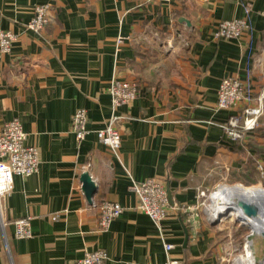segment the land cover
Segmentation results:
<instances>
[{
  "label": "crops",
  "instance_id": "obj_1",
  "mask_svg": "<svg viewBox=\"0 0 264 264\" xmlns=\"http://www.w3.org/2000/svg\"><path fill=\"white\" fill-rule=\"evenodd\" d=\"M246 1L251 48L248 37L215 39L219 21L243 16ZM45 3L52 20L35 33L26 23ZM2 30L17 38L0 52V130L19 118L40 165L16 175L0 198V264H68L100 248L104 264H162L167 242L178 264H227L245 224L211 219L205 196L220 184L264 187V137L257 129L238 139L226 132L237 110L217 108L218 90L224 77H244L251 54L255 92L264 91V0H0ZM116 77L138 82L137 98L117 109L118 156L96 135L112 115ZM78 108L88 111L82 141L72 130ZM84 171L96 184L90 198ZM151 177L171 196L160 226L136 209L130 190ZM104 200L124 206L106 229L97 206ZM27 216L31 236L18 238L15 220Z\"/></svg>",
  "mask_w": 264,
  "mask_h": 264
},
{
  "label": "built area",
  "instance_id": "obj_2",
  "mask_svg": "<svg viewBox=\"0 0 264 264\" xmlns=\"http://www.w3.org/2000/svg\"><path fill=\"white\" fill-rule=\"evenodd\" d=\"M243 8V16L219 21L213 32L215 39L248 37L251 48L254 35L251 3L244 2ZM51 9L49 3L35 5L32 10L33 15L26 23V28L35 33L42 32L52 20ZM16 38V33L11 30L0 31V52H10ZM123 41L124 37L119 36L117 46L119 47ZM108 92L111 95L112 115L104 128L96 130V135L99 142L109 147L118 156L122 143V133L119 128L122 116L117 113V109L122 105L130 104L137 98L138 82L116 77L110 83ZM217 108L237 110V113L232 115L224 125L226 132L234 139L241 138L244 133L259 126V118L264 114V91L259 94L255 92L251 54L244 77L227 76L221 80ZM87 124V109L78 108L72 117V130L78 141L84 140L90 132ZM27 138L28 134L19 118L7 121L0 130V198L13 189L16 175L28 177L39 170L40 150L36 145L27 143ZM259 170L264 177V166L260 165ZM130 190L137 197L136 209L147 214L160 226L170 209V199L165 184L158 178L151 177L141 182L134 180L130 185ZM202 193L205 195V192L202 191ZM97 206L100 212V225L104 229L109 228L112 221L124 211V206L113 200H104ZM30 219L27 216L15 220V234L18 238L31 236ZM4 226L0 206V227L4 230ZM3 235L6 248L10 253L5 231ZM173 247V244L165 243L167 258L162 264L179 263L171 256L170 252ZM107 258V251L100 248L88 251L83 257L68 264H104Z\"/></svg>",
  "mask_w": 264,
  "mask_h": 264
},
{
  "label": "bare ground",
  "instance_id": "obj_3",
  "mask_svg": "<svg viewBox=\"0 0 264 264\" xmlns=\"http://www.w3.org/2000/svg\"><path fill=\"white\" fill-rule=\"evenodd\" d=\"M216 189V191H215ZM211 194L212 203L208 206V214L213 220H220L224 216L229 218V216L238 217L242 221L251 222L256 228L255 230L258 233H262V228L264 230V226H260V223L253 217L246 215L243 209L238 205V201L242 198H245L250 203L256 205L258 208H264V198L262 199H254L249 196L243 195L240 192V189L234 190V188L230 187L229 184H220L217 188H215ZM252 189H261L263 188L259 186H254ZM261 235V234H258ZM255 238L252 240H248L245 243V251L244 253L238 255L234 259V264H264V259L256 261L255 258L259 255L256 249ZM260 247V249H262Z\"/></svg>",
  "mask_w": 264,
  "mask_h": 264
},
{
  "label": "water",
  "instance_id": "obj_4",
  "mask_svg": "<svg viewBox=\"0 0 264 264\" xmlns=\"http://www.w3.org/2000/svg\"><path fill=\"white\" fill-rule=\"evenodd\" d=\"M81 180L83 182V190L87 194V196L90 198L93 196L94 192L96 191V184L94 179L92 178L91 174L89 171H84L81 175ZM169 198L170 196V191H169ZM238 205L243 209L246 215L251 216L255 218L259 223L260 226H264V208H258L256 205L250 203L247 201L245 198H242L238 201ZM240 222H242L245 225H248L250 228V232L246 235V241L252 240L255 238V243H256V249H260V247L263 246L261 249L262 252H257L259 255L257 256V260L264 259V230L262 228V233H258L254 228L253 224L249 221H242L239 217L237 218ZM216 221V220H215ZM261 234V235H258ZM257 238V240H256Z\"/></svg>",
  "mask_w": 264,
  "mask_h": 264
},
{
  "label": "rangeland",
  "instance_id": "obj_5",
  "mask_svg": "<svg viewBox=\"0 0 264 264\" xmlns=\"http://www.w3.org/2000/svg\"><path fill=\"white\" fill-rule=\"evenodd\" d=\"M260 121H263L264 120V114L259 118ZM232 184V183H230ZM261 188L264 189V187L262 186H259ZM216 191V189H215ZM213 192V191H212ZM240 192L243 194V195H246V196H249L251 198H254V199H262L264 198V191L261 190V189H249V190H240ZM211 194L212 193H208L207 196H205V205L204 206V209L206 210V212L208 213V206L212 203V198H211ZM222 220H224V224H229V225H239L241 224V222L238 220V219H235V217H233L232 215L229 216V218H226L225 216L222 218ZM243 226V231L240 229L238 230L239 232V235H238V238H236L237 240L234 242V244H232V247H231V250H230V255H228L229 257V261H227L228 263L227 264H234V259L244 253L245 251V243H246V235L250 232V228L248 227V225H241ZM234 239V238H233ZM257 240V238H256ZM259 252H262L261 249H257ZM256 261L257 258H255Z\"/></svg>",
  "mask_w": 264,
  "mask_h": 264
},
{
  "label": "trees",
  "instance_id": "obj_6",
  "mask_svg": "<svg viewBox=\"0 0 264 264\" xmlns=\"http://www.w3.org/2000/svg\"><path fill=\"white\" fill-rule=\"evenodd\" d=\"M255 129H257L259 131L260 135L262 137H264V125L263 126H259V127L255 128ZM255 129H253V130H255ZM258 150L261 151V152H264V147L259 148Z\"/></svg>",
  "mask_w": 264,
  "mask_h": 264
}]
</instances>
